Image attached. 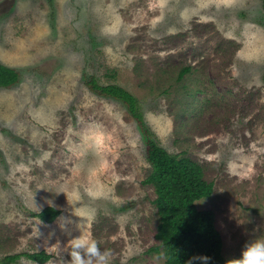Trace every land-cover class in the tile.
<instances>
[{
  "label": "rangeland",
  "instance_id": "374dc122",
  "mask_svg": "<svg viewBox=\"0 0 264 264\" xmlns=\"http://www.w3.org/2000/svg\"><path fill=\"white\" fill-rule=\"evenodd\" d=\"M0 64L19 74L0 89V262L44 252L69 264L86 233L109 264H164L149 252L144 128L91 93L90 76L134 96L151 139L203 168L213 190L197 208L214 212L224 258L264 236L260 0H0ZM47 207L60 212L52 223L31 216Z\"/></svg>",
  "mask_w": 264,
  "mask_h": 264
},
{
  "label": "trees",
  "instance_id": "16d2710c",
  "mask_svg": "<svg viewBox=\"0 0 264 264\" xmlns=\"http://www.w3.org/2000/svg\"><path fill=\"white\" fill-rule=\"evenodd\" d=\"M264 8V0H260ZM189 73L185 68L176 81ZM19 82L16 70L0 64V89H10ZM87 89L98 96L122 103L129 115L143 127L146 143V160L150 166L143 185L152 188L153 206L157 223L154 230L156 245L149 252L162 258L164 264H187L193 256H208L207 264H233L234 259L223 256L222 239L216 230L214 212L198 210L197 202L211 196L213 185L205 180L203 168L187 157L169 154L150 137L142 124L138 101L129 92L115 84L99 85L94 76L85 82ZM60 212L47 207L38 214H31L45 224L52 223ZM21 257L45 264L51 256L44 253H22L6 256L0 264H12ZM193 264H201L199 260Z\"/></svg>",
  "mask_w": 264,
  "mask_h": 264
},
{
  "label": "clouds",
  "instance_id": "9594fccd",
  "mask_svg": "<svg viewBox=\"0 0 264 264\" xmlns=\"http://www.w3.org/2000/svg\"><path fill=\"white\" fill-rule=\"evenodd\" d=\"M66 195L68 201V193L61 191ZM72 197V204L81 200L80 193L73 188L70 193ZM89 195H95L89 191ZM80 217L92 219L95 215V210L86 208L80 212ZM71 249L69 264H109L111 258L110 250L98 246L96 239L90 237L86 233L71 239ZM210 258L208 256H193L187 264H193L194 261L199 260L201 264H207ZM233 264H264V236L257 237L247 241L241 249L240 256L233 261Z\"/></svg>",
  "mask_w": 264,
  "mask_h": 264
}]
</instances>
